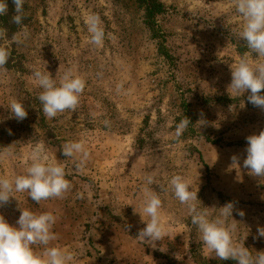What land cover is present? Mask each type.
I'll return each mask as SVG.
<instances>
[{
	"label": "rangeland",
	"instance_id": "374dc122",
	"mask_svg": "<svg viewBox=\"0 0 264 264\" xmlns=\"http://www.w3.org/2000/svg\"><path fill=\"white\" fill-rule=\"evenodd\" d=\"M159 1L163 12L156 17V35L137 0H25L23 25L30 36L22 44L11 42L18 31L11 23L12 0L8 25L0 16L11 51L6 70H0V150L10 146L13 152L0 161V175L23 173L32 147L43 142L73 185L64 198L40 204L27 193H13L0 214L18 227L19 207L53 212L59 237L54 244L74 253L72 264H237L204 248L187 207L168 188L174 174L198 190L201 207L233 202L244 211L243 217L233 212L234 238L244 239L253 253L264 251L257 232L264 227V179L243 168L246 137L264 129V111L247 101V92L238 99L228 93L230 66L247 51L238 36L242 21L231 0ZM86 12L101 16L102 47L89 43ZM68 67L86 79L80 105L48 119L37 99L41 89L29 78L34 68H46L58 82ZM13 98L28 113L21 122L9 118ZM183 117L191 124L177 141L175 124ZM200 119L207 123L199 127ZM80 139L91 153L83 171L61 149ZM233 155L240 158L239 170L231 166ZM148 174L155 175L150 187L161 197L162 222L171 228L155 248L138 238L146 223L134 212V207L141 211Z\"/></svg>",
	"mask_w": 264,
	"mask_h": 264
},
{
	"label": "clouds",
	"instance_id": "9594fccd",
	"mask_svg": "<svg viewBox=\"0 0 264 264\" xmlns=\"http://www.w3.org/2000/svg\"><path fill=\"white\" fill-rule=\"evenodd\" d=\"M15 6V15L11 17V23L18 27L13 33L11 42L22 44L26 41L30 32L23 21L26 18L23 8L25 0H12ZM231 7L239 15L242 23L238 36L243 41L247 51L239 58L235 65H231V82L228 85V93L232 99H238L246 92L247 101L254 107L264 111V0H231ZM7 0H0V16L7 15ZM83 22L89 35V43L102 47L106 38L101 16L95 12H86ZM111 37V34H107ZM0 70H6L10 57V42L8 29L0 26ZM257 54V59L252 54ZM98 75H100L98 73ZM31 82L41 91L37 99L42 105V111L46 118H55L65 111L76 112L80 105L81 96L86 88V79L75 72L72 67L66 68L57 82L52 74L46 70L34 68ZM123 83L116 86L118 93L123 91ZM8 109L10 117L18 122L27 118V111L22 102L13 98L9 101ZM244 107V103L240 106ZM232 110V106H230ZM201 115H203L201 113ZM105 126L109 121H103ZM207 121H197L199 127ZM191 121L183 117L175 124L174 138L179 141L183 133L188 129ZM11 135V129L8 130ZM246 157L243 159V168L248 174L264 179V129L258 134L246 137ZM62 154L71 160L75 169L83 171L91 153L83 139L67 141L62 146ZM13 155L10 146L0 150V161ZM23 173L13 177L0 175V208L5 207L15 198L13 193H27L36 204L50 199L64 198L73 185L66 178L65 165L49 156L43 142L35 144L27 158ZM233 168L239 170L240 158L231 157ZM143 202L140 214L146 227L138 233V238L152 247H156V241L163 240L171 234V228L162 222V200L160 195L150 186L156 183L155 175L148 174L144 177ZM175 198L185 205L190 214L191 224L198 229L201 242L210 256L219 260H234L237 264H264V251L253 253L244 246L243 240L237 242L235 232L238 226L233 219V212L240 217L244 211L236 209L233 202H227L222 207H201L198 200V190H192L190 182L180 174H174L168 182ZM167 191L168 189H163ZM78 198L83 199V193H78ZM19 207V206H18ZM210 209H218V213L212 215ZM16 225L13 226L0 214V264H72L75 256L68 249L54 244L59 239L54 231L57 216L51 212H34L30 209H21ZM147 217V219H145ZM258 236L264 237V227L257 228Z\"/></svg>",
	"mask_w": 264,
	"mask_h": 264
},
{
	"label": "trees",
	"instance_id": "16d2710c",
	"mask_svg": "<svg viewBox=\"0 0 264 264\" xmlns=\"http://www.w3.org/2000/svg\"><path fill=\"white\" fill-rule=\"evenodd\" d=\"M11 0H7L8 5ZM144 11V23L156 35L157 20L156 17L163 12V5L159 0H137ZM2 22L5 25L9 23V14L1 16Z\"/></svg>",
	"mask_w": 264,
	"mask_h": 264
}]
</instances>
